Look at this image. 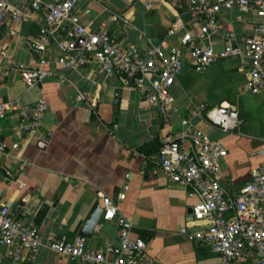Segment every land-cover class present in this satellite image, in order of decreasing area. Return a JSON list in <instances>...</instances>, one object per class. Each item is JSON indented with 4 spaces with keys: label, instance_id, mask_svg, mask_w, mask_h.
<instances>
[{
    "label": "crops",
    "instance_id": "1",
    "mask_svg": "<svg viewBox=\"0 0 264 264\" xmlns=\"http://www.w3.org/2000/svg\"><path fill=\"white\" fill-rule=\"evenodd\" d=\"M8 2L24 6L23 0ZM77 11L92 32H100L104 25L122 45L143 52L162 43L167 48L182 46L184 31L170 34L178 16L188 26L201 24V18L189 10L188 0H81ZM45 15V11L30 10L26 19L15 23L8 14L0 25V29L6 27L1 46L16 62L35 63L29 43L45 26ZM112 16L118 18L112 20ZM258 21L253 13L223 9L214 49L220 52L230 40L236 43L251 36ZM11 29L15 34L9 33ZM60 55L53 44L50 68L54 73L33 88H28L18 71L0 72V104L18 101L34 107L43 99L48 107L37 130L22 129L18 114L0 119V202L24 221L34 223L44 236L74 240L81 237L96 206H103L98 197L102 192L133 223L132 238L145 241L147 257L154 264H221V256L210 246L190 240L192 232L203 229L192 217L197 199L188 189L170 182L160 166L159 151L166 138L179 136L181 120L191 119L213 140L227 146L224 189L237 194L250 180L263 161L258 151L264 145V91H244L242 59L219 58L205 70H197L187 56L171 89L174 103L164 115L150 107L139 90L126 87L120 76L106 80L96 65L63 68L57 63ZM79 92H89L97 107L79 102ZM222 103L236 107L242 122L238 131L225 133L192 115L193 104ZM15 144L18 149L13 148ZM6 170L14 177H8ZM102 215L92 237L85 238L88 247H119L117 221H105ZM6 252L0 246V264H79L47 248L34 261L15 262Z\"/></svg>",
    "mask_w": 264,
    "mask_h": 264
},
{
    "label": "built area",
    "instance_id": "2",
    "mask_svg": "<svg viewBox=\"0 0 264 264\" xmlns=\"http://www.w3.org/2000/svg\"><path fill=\"white\" fill-rule=\"evenodd\" d=\"M81 0H23V7L0 0V25L8 14L18 23L33 12L45 11V26L32 39L29 47L35 63L25 66L13 60L0 43V72L18 71L22 81L33 88L54 72L51 46L61 52L57 63L66 69H83L96 65L106 80L120 76L126 87L139 90L147 104L162 114L173 105L171 89L182 74L186 57L197 70H205L219 58L238 57L244 64V91L260 94L264 91V0H188L189 10L201 18L198 26H188L181 16L172 25L170 34L184 31L181 45L167 48L164 43L151 45L146 51L125 46L105 28L92 32L84 24L77 8ZM238 8L244 14H255L259 21L254 33L234 43L229 41L217 52L213 46L218 18L223 9ZM117 16H112L116 20ZM11 35L15 30L11 29ZM79 102H89L95 109L97 101L89 92H79ZM47 103L40 100L34 107H24L18 101L0 104V119L11 114L21 118V128L39 129L47 113ZM193 117L206 120L213 127L231 133L242 122L236 107L230 103L216 106L193 104ZM177 138H166L159 151L160 166L171 183L186 188L197 199L192 217L203 229L192 232L190 240L202 241L221 256V264L254 260L264 264V145L258 153L261 165L237 194H229L222 185L223 164L228 156L224 142L213 140L193 124L181 120ZM19 144L13 146L18 149ZM8 177L12 172L6 170ZM103 205V220H116L120 246L108 244L104 249H91L86 239L69 240L66 236H44L34 224L24 221L11 207L0 202V246L15 262L34 261L42 248L66 256L79 264H154L146 254L147 245L132 238L133 223L120 214L118 205L104 193H98Z\"/></svg>",
    "mask_w": 264,
    "mask_h": 264
},
{
    "label": "water",
    "instance_id": "3",
    "mask_svg": "<svg viewBox=\"0 0 264 264\" xmlns=\"http://www.w3.org/2000/svg\"><path fill=\"white\" fill-rule=\"evenodd\" d=\"M6 31V27L3 26L0 29V37L2 34ZM103 206L97 205L95 210L91 213V215L88 217L87 221L85 222L82 231L80 233L81 237L83 238H90L92 237L95 228L98 225V222L100 220V217L103 213ZM193 211V210H192Z\"/></svg>",
    "mask_w": 264,
    "mask_h": 264
}]
</instances>
